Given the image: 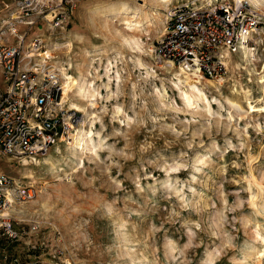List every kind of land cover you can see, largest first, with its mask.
<instances>
[{
	"label": "rangeland",
	"instance_id": "rangeland-1",
	"mask_svg": "<svg viewBox=\"0 0 264 264\" xmlns=\"http://www.w3.org/2000/svg\"><path fill=\"white\" fill-rule=\"evenodd\" d=\"M121 1L162 22L134 32L140 48L108 10ZM144 3L79 0L65 32H43L58 71L88 97L63 102L85 108L68 145L36 166L0 159L1 172L36 193L10 209L24 221L16 240L0 231V264H264V112L249 109L264 105V41L248 48V62L231 56L221 86L202 80L207 102L193 108L177 68L154 63L165 14ZM78 129L91 132L84 152L73 144Z\"/></svg>",
	"mask_w": 264,
	"mask_h": 264
},
{
	"label": "built area",
	"instance_id": "built-area-1",
	"mask_svg": "<svg viewBox=\"0 0 264 264\" xmlns=\"http://www.w3.org/2000/svg\"><path fill=\"white\" fill-rule=\"evenodd\" d=\"M79 0H15L0 19V159L37 165L50 151L70 143L77 111L62 102L64 77L46 50L43 32H65ZM164 11V24L151 53L157 67H176L184 75L218 81L228 72L239 48L264 41V7L249 0H182ZM33 30L36 33L31 35ZM48 52V55L45 53ZM33 186L0 171V231L16 240L21 235L10 212L33 200ZM37 233L39 222L29 224Z\"/></svg>",
	"mask_w": 264,
	"mask_h": 264
},
{
	"label": "bare ground",
	"instance_id": "bare-ground-1",
	"mask_svg": "<svg viewBox=\"0 0 264 264\" xmlns=\"http://www.w3.org/2000/svg\"><path fill=\"white\" fill-rule=\"evenodd\" d=\"M139 1L142 3L141 6H144L146 4V3H144V0H139ZM201 1L203 2V1H210V0H201ZM233 1L237 2V1H243V0H233ZM252 2H253V4H255V6H257L258 4L260 5V3L264 4V0H252ZM148 3L150 4V6H157L161 10L165 11L169 8V5L172 4L173 2H172V0H148ZM118 5H119V7L117 9V12H115L116 6H114V5L108 6V10L111 12H114L116 16L119 15L120 25L126 26L125 29L127 30V32H129V35H127V37H124L123 40L125 43L130 45L131 48L132 47H135V48L141 47V45H140L141 40L137 37H134L135 31L143 32V31H146L147 29L152 28L154 26L156 27V26L162 25V22L158 18H156L158 20V22H156L154 24V21H152V23H151V20L147 19L148 17L145 14V12H141L137 7L130 6V3L126 2V1L118 2ZM260 7H262V6L260 5ZM138 18H140V20H137ZM238 52H240V54L242 55L243 61L248 62V57H249L248 48L245 46H241L239 48ZM48 54H49L48 52L45 53V55H48ZM170 68H173V67L170 65ZM106 71L108 73H110L109 72L110 69H107ZM61 73H62V76L64 78H66L65 79L66 83L62 84L63 85L62 86V90H63L62 102H65L68 99L69 94L76 92V91H77L76 95L78 97V101L81 102V101L86 100V98L88 97V91L86 90L87 88L85 87L84 83H81V84L79 83L77 85L76 80L72 76L68 75L67 73H64V71H62ZM178 74H180V76H176V74H175V76H176L175 77L176 78L175 85L187 88L186 91L180 90L182 95H183V100H184L185 104H187L193 108H197L198 105L196 103L198 101L201 100V101L207 102L206 93L204 92V89H203L204 87L202 84V79H200L199 77H191L189 75H184V73L181 70H178ZM117 76H118V73H117ZM205 80L210 81L207 78H205ZM221 82H222V80H219V86H221ZM260 82H264V81L261 80ZM210 85L213 86L212 84H210ZM226 102L237 113L243 112V107L240 103H236L234 101H231L230 99H227ZM92 106H93V104H92ZM71 107H72L71 109L74 111L85 113V108L82 107L81 104L72 103ZM249 109H250L251 113L264 112V105L257 106V107L249 106ZM83 123H84V121H82L81 124H83ZM90 135H91V132H89V134L87 135L83 129H78L74 135V138H73L74 143L73 144H75V146L77 147L78 150L84 152L87 149V146H88L87 138L89 139ZM28 166H29V163L26 160H23V162L20 165L21 168H25ZM249 177H250L251 181L253 182L254 187L261 191L262 189L259 188L256 176L251 172ZM256 235L259 236V233L256 232Z\"/></svg>",
	"mask_w": 264,
	"mask_h": 264
},
{
	"label": "crops",
	"instance_id": "crops-1",
	"mask_svg": "<svg viewBox=\"0 0 264 264\" xmlns=\"http://www.w3.org/2000/svg\"><path fill=\"white\" fill-rule=\"evenodd\" d=\"M15 0H0V13L3 16H6V12L8 9H12L14 6ZM82 8V5H80L78 7V10L76 11V13L72 16L73 20H75L77 18V16H79V9ZM36 33V31L32 32L31 35L27 38V40L31 37H33V35Z\"/></svg>",
	"mask_w": 264,
	"mask_h": 264
}]
</instances>
